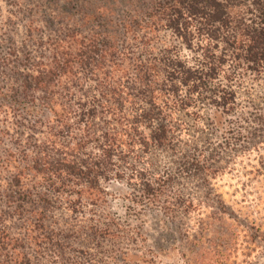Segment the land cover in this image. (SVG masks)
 Masks as SVG:
<instances>
[{
	"label": "trees",
	"instance_id": "obj_1",
	"mask_svg": "<svg viewBox=\"0 0 264 264\" xmlns=\"http://www.w3.org/2000/svg\"><path fill=\"white\" fill-rule=\"evenodd\" d=\"M241 1L247 11L232 17L220 0H147L140 9L147 14L127 24L114 22L104 6L84 16L105 21L103 32L47 39L48 57L26 67L20 85L24 98L40 94L36 100L49 115L45 132L40 140L17 139L20 144L0 157V264H54L73 250L65 242L73 233L93 242L119 239L120 224L107 215L101 221L94 210L112 182L125 181L133 190L132 205L155 206L162 198V210L170 211L163 198L174 176L147 160L152 151L178 154L173 114L200 97L230 114L236 95L220 81H232L222 75L228 60L256 72L264 66V0ZM152 18L189 50L195 41L204 43L198 45L201 63L194 68L177 59L149 60L148 51L144 61L137 56L126 42L128 32L151 29ZM121 32L125 42L119 45ZM219 45L224 49L217 54ZM196 156L189 165L193 176L202 167ZM177 168L187 173L185 165ZM89 206L98 221L78 231L57 220V213L81 214Z\"/></svg>",
	"mask_w": 264,
	"mask_h": 264
},
{
	"label": "rangeland",
	"instance_id": "obj_2",
	"mask_svg": "<svg viewBox=\"0 0 264 264\" xmlns=\"http://www.w3.org/2000/svg\"><path fill=\"white\" fill-rule=\"evenodd\" d=\"M146 1L0 0V157L20 144L17 139L40 140L45 132L49 115L36 100L40 94L31 91L24 98L20 85L26 67L48 57L47 39L103 32L105 21L84 16H95L96 9L104 6L105 12L111 8L114 22L130 23L131 17L145 13L140 9ZM220 1L232 17L247 11L245 1ZM148 26L151 29L134 28L126 40L136 45L137 50L131 47L143 61L148 51L153 53L149 60L177 59L194 68L201 63L198 45L204 43L195 41L189 50L157 20L152 18ZM120 36L119 45L125 42L122 32ZM223 49L219 45L215 51ZM231 60L221 70L232 81L220 77L236 95L230 114H222V109L200 97V102L173 114L178 154L152 151L148 156V163L174 176L170 193L163 198L170 211L162 210V198L155 206L132 205L134 192L125 181L109 183L103 203L94 210L101 221L106 215L116 220L123 234L93 242L73 233L65 240L73 250L54 264H264V66L256 72ZM196 155L202 167L193 176L189 165ZM178 164L185 165L187 173L181 174ZM92 209L67 217L57 213V220L78 231L98 221L89 213Z\"/></svg>",
	"mask_w": 264,
	"mask_h": 264
}]
</instances>
